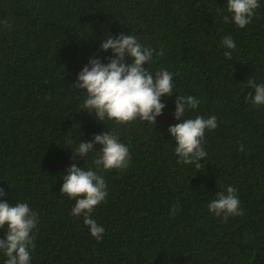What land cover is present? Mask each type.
<instances>
[{
  "label": "trees",
  "instance_id": "16d2710c",
  "mask_svg": "<svg viewBox=\"0 0 264 264\" xmlns=\"http://www.w3.org/2000/svg\"><path fill=\"white\" fill-rule=\"evenodd\" d=\"M258 4L239 28L227 0H0V202L27 203L37 214L30 264H264V105L253 103L247 83L264 84V0ZM110 34L135 36L154 50L144 67L173 74L155 125L100 122L83 111L86 91L71 85L91 58H114L100 50ZM229 36L234 50L222 47ZM180 94L199 100L182 120L217 118L205 130L200 169L177 163L168 132L180 122ZM106 131L128 147L127 168L97 170L98 144L75 157L107 185L91 213L105 229L97 241L61 187L79 143ZM228 186L243 215L225 221L208 204ZM6 259L0 251V264Z\"/></svg>",
  "mask_w": 264,
  "mask_h": 264
},
{
  "label": "clouds",
  "instance_id": "9594fccd",
  "mask_svg": "<svg viewBox=\"0 0 264 264\" xmlns=\"http://www.w3.org/2000/svg\"><path fill=\"white\" fill-rule=\"evenodd\" d=\"M259 7L258 0H227V11L239 28L251 23L255 10ZM225 23L229 16L223 17ZM222 47L235 49V42L229 36L222 41ZM111 49L114 58H109L107 64L98 58H91L78 74L77 81L71 85L78 90L86 91L83 111L94 115L102 122L105 118L115 120L117 124H126L139 118L151 124H156V118L162 114L165 105L161 103L162 96L173 94V74L161 69L154 75L144 67L153 59L154 50L142 46L132 35H120L113 38L110 34L100 45V50ZM163 55V50L156 54ZM225 57L231 59V52H225ZM131 62L126 63L125 57ZM254 88L253 103L264 105V84L247 81ZM247 99V97H246ZM199 100L192 95L177 96L174 117L179 123L168 128V132L176 142L175 154L179 157L177 163L194 164L200 169V161L206 156L203 148L205 130L217 127V118L208 119L197 116L195 119H183L186 110H195ZM98 144L99 155L94 158V164L99 170L124 169L130 162L129 150L119 141L114 133L108 131L97 134L91 142L81 141L73 152V163L63 176L64 183L61 193L75 200L71 209L73 216L84 217L93 238L103 239L105 229L91 218L94 208L105 200L108 195L107 185L102 175L91 168L76 166L75 157L82 159ZM243 151V146L240 148ZM237 190L228 186L225 192H219L217 198L208 204V210L216 216L223 215L226 221L229 216L243 215L239 208ZM6 195L0 189V196ZM177 207L173 205L170 215H174ZM37 224V214L27 203H16L14 206L0 202V228L7 225L6 238L0 239V251L7 257L5 264H30V248H34V237L31 235Z\"/></svg>",
  "mask_w": 264,
  "mask_h": 264
}]
</instances>
